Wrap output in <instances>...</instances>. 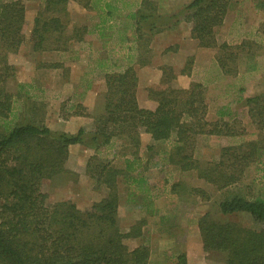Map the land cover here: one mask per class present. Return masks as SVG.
<instances>
[{"label": "trees", "instance_id": "1", "mask_svg": "<svg viewBox=\"0 0 264 264\" xmlns=\"http://www.w3.org/2000/svg\"><path fill=\"white\" fill-rule=\"evenodd\" d=\"M70 1L44 0L31 32L35 51L66 52L71 41H82L86 27L67 33ZM73 1L89 6V0ZM116 2L111 0L106 4L108 18L115 15ZM234 2L185 0L179 5L173 4L171 15L162 16L157 14L154 2L141 0L131 19L143 48L147 47V37L181 21L191 23L192 39L203 48L218 47L217 63L223 74L236 76L239 62L252 60L255 53H261V48L246 42L217 46L216 30L223 25ZM178 6L181 7L176 10ZM255 8L264 11V0H256ZM24 24L23 2L0 0V264H148L151 255L148 239L132 250L125 244L128 238L141 237L147 221L141 220L128 232L122 231L118 189L121 171L110 162L93 164L97 157L93 156L85 166L86 176L97 188L108 189L106 197L90 208L81 210L69 200L49 202L53 181L73 173L69 168L70 146L81 144L99 153L113 140L121 139L131 147L130 154L134 157L138 155L141 131L149 134L154 143H172L169 151L155 152L160 162L171 164L181 172L196 171L199 179L218 191L235 187V191L221 200L220 214L245 213L259 226L255 229L237 222L222 223L205 213L198 221L204 252L217 255L223 264H264V189L257 195L236 190L251 165L264 167V95L245 102L250 118L262 135L257 140L224 147L217 162L202 164L194 157L196 137L229 136L235 132L228 123L207 120V90L201 83L192 82L184 89L168 67L163 68L162 81L148 90L154 109L139 106L138 78L130 66L122 72L107 74V91L100 102L101 110L92 116L95 126L91 132L85 129L77 134L55 132L36 118L33 112L39 106L34 102L16 116L14 102L18 97L5 88L7 81L15 76L9 56L16 54L25 40ZM191 66L192 59H189L182 74L188 75ZM76 113L89 117L80 110ZM153 150L154 146H147L148 154L154 153ZM135 164L136 161L128 160L126 171L132 172ZM130 181L126 175L124 183ZM131 182L139 186L141 193H149L142 180ZM191 193L208 197L202 189L194 188ZM174 264H188L187 255H178Z\"/></svg>", "mask_w": 264, "mask_h": 264}, {"label": "crops", "instance_id": "2", "mask_svg": "<svg viewBox=\"0 0 264 264\" xmlns=\"http://www.w3.org/2000/svg\"><path fill=\"white\" fill-rule=\"evenodd\" d=\"M21 1L25 5V24L22 31L25 40L18 52L11 55L9 61L14 66L13 79L17 82L15 92L10 93L18 97L16 101H23V106L25 100L28 99L40 101L41 103L37 104L44 107L43 116H47L43 123L52 131L77 134L79 130L84 129L89 124V120H93L92 116L101 110L100 102L107 91V74L122 72L130 66L135 69L138 78L136 93L138 104L145 109L155 108V103L150 99L148 90L162 81L165 67L172 69L177 76V82L184 89H188L192 82L201 83L207 90V120L219 124L228 123L235 132V135L229 136L200 135L201 138L208 136L220 141V150L233 144H239V139L243 135L237 129L243 119L244 123L249 121L248 123L259 131L248 114V107L245 115L240 107L246 98L264 95V88H261L258 94H253L249 89V83L248 87L241 86L239 80L246 76L248 80L254 79L257 75L264 77V32L260 30L254 19L247 23L243 21L241 12L233 11L234 6L229 9L223 25L216 30L217 46L224 43L237 46L246 42L253 44L255 48H261L262 51L260 54L255 53L252 60L242 59L239 62L238 74L229 76L223 74L217 63L218 47H201L199 42L191 37L192 24L185 21L172 25L152 37H147L148 41L146 37L143 38L147 44V47L143 48L135 31L134 21L131 19L141 0H133L131 3L130 0L123 2L116 0L117 9L112 18H108L105 10L106 4L111 0H89L87 8L83 3L73 2L80 11L92 13L95 18L92 22L88 21L89 24L87 22L77 24L73 18L70 20L68 34H72L75 28H87L82 41H71L70 48L66 52L48 50L37 52L31 42V32L34 19L42 5L39 8L38 4L35 6L34 1ZM149 1L155 3L157 14L167 16L174 12L173 4L179 5L185 0ZM181 6L176 7V10H179ZM256 11L257 16L264 17V11L257 9ZM235 29H238L237 40L233 39ZM189 59H192L190 72L188 71V75H183L182 72L187 68ZM219 88L223 91L218 90ZM44 100L46 103L42 102ZM80 106L81 109H79ZM48 107L52 110H46ZM26 108H22L21 111H25ZM78 110L87 113L89 117L77 115ZM257 133L259 135V132ZM256 135L252 133L249 138H254ZM114 141L109 146L113 145L112 154H114L111 165L121 171V176L118 178L119 195L126 175L131 181L136 179L145 182L144 186L149 192L148 194L141 193L139 186L131 181L125 183V185L128 184L126 188L129 195L126 198L129 202H134L133 195L136 196V194L146 195V200L153 199V194L160 190L158 175L161 172H168V169L178 170L171 164L160 162V157L155 155L157 151H164H159V146L172 144L171 142L154 143L149 134L141 131L138 155L133 157L130 151L128 153L124 150L128 144L122 143L118 146V143ZM115 146L118 147L114 148ZM147 146H154V153L148 154ZM78 147H80L78 144L69 147V162L74 155H72L73 149ZM74 156L77 160L80 158L77 155ZM128 160L136 161L132 172L126 171ZM88 161L89 155L88 159L82 162V166H86ZM177 172L182 175L190 173L180 170ZM174 186L180 187V184L173 185L172 190L177 189ZM163 188L167 189L168 184H165ZM95 191L101 193L102 196L94 199L93 203L99 202L108 194L106 186L101 187L100 191L93 190L90 194L94 196ZM120 203L122 204L121 197L119 208H121Z\"/></svg>", "mask_w": 264, "mask_h": 264}, {"label": "rangeland", "instance_id": "3", "mask_svg": "<svg viewBox=\"0 0 264 264\" xmlns=\"http://www.w3.org/2000/svg\"><path fill=\"white\" fill-rule=\"evenodd\" d=\"M30 1H34L35 6L38 4L39 8L44 3V0ZM121 1L123 2L125 0ZM132 1L133 0H130L129 2L131 3ZM73 2L77 3L72 0L67 6L69 22L73 18L74 22L77 24H84L86 22L89 24L88 21L92 22L95 19L94 14L80 11L79 7L74 5ZM255 3L256 0H237L234 2L233 11L238 10L241 12L242 20L246 21V23L253 21L254 19V22L259 25L260 30L264 32V17L257 16ZM233 34V39L237 40L236 36L238 35V29H235ZM260 51H262V49ZM10 60L11 55L9 56V61ZM9 63L11 64V62ZM239 81L240 84H242L241 86L248 87L249 83V89L253 94H258L259 90L264 88V77L259 75L250 80H248L246 76ZM16 86L17 82L13 78H10L5 84V88L9 92H15ZM218 90L221 92L223 91L222 88H219ZM245 100H247V98ZM22 102L23 101L21 100L14 102V113L16 116H18L22 108L31 106L33 102L37 104L40 101L28 99L25 100L24 106L22 105ZM42 102H45V100ZM245 102L246 101H244L240 107L244 115L247 111ZM49 107H51V104H49ZM49 107L46 108V110L48 109V111H51L52 109H49ZM43 108L44 107L39 106V109L33 113H35L37 119H42L44 122L47 116H43ZM92 119L93 120H89V124L84 128L88 133L91 132L95 126L94 118ZM248 122L249 121L244 123L243 119L238 125L239 129H237V131L243 135L242 138H238L240 141L239 144L247 142V139L252 133H255V135L257 134L256 137L249 138L248 140L251 141L253 139H258L257 132L259 131ZM262 134L264 137V131ZM114 142H117L118 146H120L124 141L121 139H115ZM78 145H80V147L73 149L72 155H77L80 158L77 160L73 155V158L70 159L69 162L70 171L73 173L57 177L53 181L52 186L49 189V202L55 203L69 200L74 202L81 210H85L91 207L94 199L101 198L102 194L96 191L94 196L90 194L93 190L100 191V188H97L94 181L86 176V168L85 166H82V162L86 161L89 155V159L93 156H97L95 160H93V164L111 163L114 154H112L113 145L102 148L99 153L95 152V150L89 146ZM237 145L233 144L230 146ZM118 146H115L114 148ZM171 146V144L159 146V151H169ZM220 148V141L211 139L208 136L202 138L201 136H197L195 139L194 157L198 158L202 164L207 162H217L221 156V150L223 149L220 150ZM129 151H131L130 148L125 152L129 153ZM168 170V172H161L158 175L157 181L160 190L153 194L154 196L151 200H146V195L136 194V196L133 195L134 202H129L127 201L129 192L126 188L128 187V184L125 185L124 183L121 186L120 197L122 204L120 203L121 208H119V224L122 231L128 232L135 223L141 220L147 221L146 226L142 229L141 237L128 238L125 240V244L132 250L141 246L145 239H148L151 250L148 264H174L176 262V257L180 254L187 255L188 264H223L217 255H209L204 252L198 228L199 219L205 213H209L211 217L218 222H237L246 227L255 229H258L259 226L248 214L245 213L229 216L220 214L219 204L221 200L226 196H229L232 191H235V187L225 191H218L211 184L199 179L196 171L182 175L174 168ZM165 184H168L167 189L163 188ZM175 184H180V187H177L175 190L176 192H172V186ZM194 188L206 191L208 197L203 198L201 195L199 196L191 193V190ZM237 189L242 190V192L246 194L248 192H251V194L254 193V195L259 194L262 189H264L263 165H251L245 171L240 183L236 187V190Z\"/></svg>", "mask_w": 264, "mask_h": 264}]
</instances>
